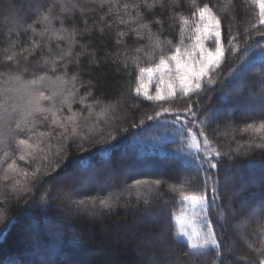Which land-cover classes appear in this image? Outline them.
Segmentation results:
<instances>
[{"label": "trees", "instance_id": "16d2710c", "mask_svg": "<svg viewBox=\"0 0 264 264\" xmlns=\"http://www.w3.org/2000/svg\"><path fill=\"white\" fill-rule=\"evenodd\" d=\"M149 3L152 0H148ZM215 3L216 0H211ZM128 4V12L125 14L124 4ZM237 9L229 16L222 19L223 25L231 24L234 34H238L237 41L239 50L235 53L226 52V58L221 67L217 70L216 83L208 88L205 84V92L198 98L193 96L191 102L193 109L197 112L200 120L208 119L210 124L206 131L222 152H228L229 147H237L232 141L233 134L242 143L248 139V134L240 135L233 132V129L243 127L247 119L246 113L238 111V104L244 108L259 102L264 95V56L259 48H253L247 54V62L241 56L246 41L251 42L244 35L245 29L250 28L253 16L258 14V7L251 4L250 0H235ZM133 4H140L138 11L143 13V21L150 23L157 18L162 19L164 30L161 39L171 40L173 45L180 42L179 24L169 19V14L159 5L149 10L143 6V0H106L104 7L100 8V0H0V61L3 60L5 49L12 41L16 43V52L22 48L31 50L32 41L41 45L35 55L28 56L27 52L19 55L17 59L24 65V56H28V72L25 78H30L33 71L43 74L48 71L49 66L44 65V59L49 61L71 51V56L64 57L60 62L56 73H49L57 76L63 72V65L67 66L68 83L63 85L64 95L68 92L74 93L69 97L73 112L82 113L78 120L80 127L78 132L90 131L92 125L97 121V114L101 108L107 109L106 115L100 119L96 132L103 130L107 143H98L99 137L86 142L84 147L87 152H81L71 143L68 151V165L65 176L76 171V159L80 156L87 157L85 166L88 164L93 168L97 182L105 183L110 176V186L102 189H82L79 184L71 189L62 192H55V182L43 185L49 190L45 194L43 190L37 192L33 189V197L27 203L21 198L17 200L16 194L12 193L11 184L13 181L0 179V214L4 216L0 220V264H148L151 258L157 259V264H163L164 258L168 255L169 249L174 250V256L182 261V264H213V255L206 258L187 259L184 257L182 247L175 244H168L162 250L158 244L153 243L160 231L167 226L165 215L158 218L147 217L144 214V200L148 199L153 209H164L167 203L169 210H179L177 195L171 193L167 184L157 187L148 185L133 187L136 180L152 181L162 179L173 183L178 177L188 176L196 184L198 175L191 163L192 150L186 147L183 138L178 133V125L169 121L172 117L168 114L162 115L157 120H148L162 107L183 110L190 102L188 98H176L171 101L151 102L137 97L133 93L135 87V73L133 79H128L127 73L122 65L113 60L122 61L125 51L124 45L117 46V29L124 31V41L127 45L128 54H134V49L139 46H148L147 39L138 40L134 32L129 31L135 24L129 22L127 25H119V18L129 20L136 14ZM54 5L52 9V28L67 29V32L59 33L65 38L58 40L52 33H46L43 37L40 32L45 25L41 22L39 13L44 11L42 6ZM84 7V12L79 7ZM119 6V11L118 7ZM95 9L89 11L88 9ZM111 8V13L108 9ZM178 11L189 15L188 0H184L183 6ZM104 17L105 22H111V28H105L101 33L100 18ZM85 20L87 23L85 24ZM152 32L159 31V25H151ZM35 29V32L32 29ZM75 29V41L69 37V33ZM87 29V30H86ZM255 40L261 38L255 36L254 32L248 34ZM51 49V51H49ZM175 49L165 46V52H174ZM83 53V54H81ZM121 53V55H117ZM94 54V56H93ZM159 53H157V56ZM70 61V62H68ZM141 64L147 66L145 59ZM241 66L250 70L240 83L243 87H228L231 73ZM7 67L0 64V72L6 71ZM129 70L131 62L129 61ZM77 76L73 84L71 77ZM87 96L84 103L81 98ZM62 98V97H61ZM199 99V104L195 101ZM95 101H99L96 104ZM60 100H57L59 106ZM91 104L93 112L89 117L85 105ZM241 106V107H242ZM248 106V107H249ZM246 109V108H245ZM65 105L63 115H69ZM61 114L58 113V116ZM37 119H41L37 117ZM49 121L37 124L38 132H48ZM144 120V124L140 121ZM250 122V121H248ZM133 125H138L133 127ZM194 131H198L193 129ZM61 129L52 127V134ZM109 134L115 139H109ZM35 141H33L34 143ZM53 144L57 143L52 139ZM14 147V145H13ZM44 147V144H41ZM15 155H18L16 153ZM2 156V152H0ZM223 164L219 166V177L221 178L223 197V175L226 169L232 166L242 167L245 176L252 175L243 181V190L238 187L235 181L228 184V189L237 188V198L233 208L237 211L241 207V201L247 198L252 202L255 214L259 215V207L264 192L261 191V181L264 178V169L261 163L264 162V152L259 150L249 152L248 155L236 156L234 153L229 157H223ZM10 162V161H9ZM250 162V163H249ZM21 168L29 172L36 166L35 162L25 164L24 161H17ZM109 163L111 170L107 171L105 166ZM128 172L124 175V172ZM82 172L80 175H84ZM55 175V173H52ZM239 178V177H238ZM16 179L23 184L31 177L17 175ZM49 179V177H44ZM78 183L77 181H75ZM71 194L72 200L81 199L84 196H97L100 198L111 196L119 197V202L111 211L97 210L95 214L87 211H78L74 205L64 199V194ZM43 197V200L41 199ZM34 199V203L32 202ZM29 205H31L29 207ZM64 213L63 218L55 215ZM227 215V214H226ZM46 224L55 230L57 236L50 235L45 231ZM37 231L31 233L32 228ZM260 224L249 221L246 215H227V223H220L216 231L221 233V239L225 242V253L228 256L226 264H248V257L254 256L248 244L259 245ZM29 229V230H28ZM31 230V231H30ZM39 244L41 248H39ZM44 247V248H43ZM54 249V257L44 260L43 249ZM231 248L232 251L230 250ZM40 252V253H39Z\"/></svg>", "mask_w": 264, "mask_h": 264}, {"label": "snow or ice", "instance_id": "6c2138e0", "mask_svg": "<svg viewBox=\"0 0 264 264\" xmlns=\"http://www.w3.org/2000/svg\"><path fill=\"white\" fill-rule=\"evenodd\" d=\"M95 2V0H92ZM106 0H100V8L104 7ZM184 0H143V6L149 10L155 9L159 5L169 14L170 20H175L179 24L180 42L173 45L171 40L161 39L164 30L163 21L160 18L145 23L143 21V13L138 11L140 4H133V9L137 10L134 17L129 20L119 18V25H127L129 22L135 24V27L129 31L134 32L138 40L147 39L148 46H139L134 49V54L129 55L127 45L124 41L126 33L119 28L117 29L116 45H124V59L122 61L113 60V63L119 62L128 79L131 81L135 73V87L133 93L137 97H142L147 101L161 102L171 101L176 98H188L189 103L181 111L169 107H162L160 111H156L153 116H148V120H157L162 115L168 114L172 117L169 121L173 125H178V133L191 153V163L189 167H194L197 172L198 179L193 184L192 178L181 176L173 183H168L162 179L152 181L136 180L133 187L139 188L143 185L151 187H159L167 184L171 193L177 195V204L179 210H169L167 203L164 209H153L148 199L144 200V214L147 217L158 218L159 215H165L167 218V226L162 229L153 241L163 250L168 244L179 245L184 251V257L187 259L200 260L206 258L210 254L214 256L213 264H226L228 256L225 253V242L220 238L221 233L216 231V226L220 223H227V215H246L249 221L260 224V240L259 245L254 246L249 243L247 246L254 256L248 257V264H264V199L259 207V215L255 214L254 205L247 198L242 199L241 207L237 211L233 208V204L237 198V188L228 189V184L235 181L238 187L243 190V181L248 179L252 173L245 176L242 167L232 166L224 171L223 179V197L221 178L219 177V166L223 164V157L231 158L234 153L236 156L248 155L249 152L259 150L264 152V95L258 103L250 105L251 111L246 110L247 119L243 127L233 129L240 135L248 134V139L243 143L233 134L231 139L235 141L237 147L232 149L229 147L228 152H222L220 147L210 139L206 129L210 124L208 119L200 120L197 112L193 109L191 98H197L205 92V84L211 89L216 83L219 73L217 70L221 67L226 58V52L235 53L239 50L237 41L238 34L232 31V25H223L222 19L231 15L236 9L235 0H188L189 15H184L182 8ZM251 4L258 7V14L253 16L250 28L245 29L244 35L251 42L245 43L241 56L247 62V54L253 48H259L260 53L264 56V0H250ZM44 11L39 13L41 22L45 25L40 32L43 37L46 33L51 32L52 36L58 40L65 37L59 33L68 30L61 27L60 29L52 28V9L54 5L42 6ZM118 11H119V6ZM128 4L123 5L125 14L128 12ZM95 11V9H88ZM79 11L84 12V7L80 6ZM112 9H108L111 13ZM87 21L85 20V24ZM100 23L104 26L100 28L101 33L105 28H111V22H105L104 17L100 18ZM159 25V31L152 32L151 25ZM189 29L187 39L190 41L188 45L184 44L185 30ZM87 30V29H86ZM32 31L35 32L33 28ZM249 32H254L255 36L260 40H255L249 36ZM76 32L73 29L69 33V37L75 41ZM165 46L175 49L174 52L166 53ZM41 45L36 41H32L31 50L25 47L16 52V43L12 41L8 48L5 49V55L0 64L7 67L6 71L0 72V179L4 181H13L11 184L12 193L16 194L17 200L23 199L25 203L32 199L34 193L43 190L45 194H49L48 189H44L43 185L52 182L72 183L75 182L82 172L91 167L90 164L85 166L87 157L80 156L76 159V171L69 176H65L68 165V151L71 143H75L77 149L81 152H87L84 147L86 142H90L95 137H99L98 143H107V139L103 135V130L96 132L99 121L107 112V109L101 108L97 114V121L92 125L90 131L80 132L78 120L82 113L73 112L69 97L74 93L68 92L64 95L63 85L68 83L67 66L63 65L61 75L53 76L49 73H56L60 62L64 61V57L71 56V51L49 61L44 59V65L49 66L48 71L43 74L33 71L30 78H25L28 72V56L35 55L36 50ZM183 47V50H182ZM51 51V49H49ZM24 52L28 56H24V65L21 67V61L17 59ZM157 53L159 55L157 56ZM83 54V53H81ZM121 55V53H117ZM94 56V54H93ZM141 59H145L147 66L141 64ZM129 61L131 62V70H129ZM70 62V61H68ZM250 66L247 68L241 66L234 69L231 73V79L228 81V87H243L240 81L243 80ZM77 80V76L73 75L71 81L73 84ZM147 81V82H146ZM155 83V94H149L148 86ZM89 92L85 97L81 98V103L91 96ZM62 97V98H61ZM60 100L57 106V100ZM199 99L195 101L199 104ZM99 104V101H95ZM67 106L69 115H63V108ZM88 110L89 117L93 112L91 104L85 105ZM58 113L61 115L58 116ZM40 117L41 119H37ZM48 132H38L37 124L49 121ZM250 121V122H248ZM144 124V120L140 121ZM61 129L60 132L52 134V127ZM138 125H133L137 127ZM196 129L198 131H194ZM109 139H115L109 134ZM52 139H56L57 143L53 144ZM33 141H35L33 143ZM71 142V143H70ZM44 144V147H41ZM14 145V147H13ZM18 153V155H15ZM24 161L25 164L35 162L36 166L29 172L26 168H21L17 161ZM10 161V162H9ZM250 163V162H249ZM264 169V162L261 163ZM55 173V175H52ZM17 175L31 177L22 184L16 179ZM49 179H44V177ZM239 177V178H238ZM261 191L264 192V178L261 181ZM43 200V197L41 198ZM64 199L68 200L78 211H87L95 214L99 210L111 211L117 206L119 197H97L84 196L81 199L72 200L71 194L65 193ZM35 202L34 199L32 201ZM31 205H29L30 207ZM227 214V215H226ZM4 216L0 214V220ZM148 264H157L156 258H151ZM163 264H182V261L174 256V250L169 249L168 255L164 258Z\"/></svg>", "mask_w": 264, "mask_h": 264}, {"label": "rangeland", "instance_id": "374dc122", "mask_svg": "<svg viewBox=\"0 0 264 264\" xmlns=\"http://www.w3.org/2000/svg\"><path fill=\"white\" fill-rule=\"evenodd\" d=\"M188 32H189V29H186L185 30V40H184L185 45H188L190 43V41L187 39ZM182 50H183V47H182ZM148 92H149V94H152V95L155 94V83H152L151 85L148 86ZM242 105L244 106L246 104L243 103V104L237 105L238 111H240V112L242 111L243 113H246V110L251 111L250 107H248L249 105L245 106L246 109ZM105 168L107 171L111 170L109 163H107ZM93 170H94L93 168H91V169L88 168V170L83 173L84 175H80L79 178L76 180L78 183H76V182H72V183L55 182V187L52 188V190H54L55 192H62L64 190L71 189L75 185L79 184L80 188L76 192V194H78L80 191H82V189L84 190V189H91V188H94V189L107 188V186L111 185L110 179L111 180H112V178L115 179V176H110V179L105 180V183L97 182V178L95 177V175H93L94 174ZM127 173L128 172L125 171L124 175H126ZM67 176H69V175H67ZM63 215H64V213L61 212L60 214L58 213L55 216L57 218H63L64 217ZM45 228H46L45 231L48 232L50 235H53L56 238H58V237L60 238V236L56 235L57 232L54 229L52 230L48 224H46ZM31 230H30L31 233H34V231L35 232L37 231V228L33 227ZM59 241H60V239H59ZM232 249L233 248H231L230 250L232 251ZM43 253L45 254V256H43V257L39 256L38 259L44 260V258L46 256L51 259L52 256L54 257L55 252H54L53 248H50V249H43Z\"/></svg>", "mask_w": 264, "mask_h": 264}, {"label": "bare ground", "instance_id": "6f19581e", "mask_svg": "<svg viewBox=\"0 0 264 264\" xmlns=\"http://www.w3.org/2000/svg\"><path fill=\"white\" fill-rule=\"evenodd\" d=\"M60 240H61V238H60ZM39 248H41V245L39 244V246H38ZM44 248V247H43ZM40 253V252H39Z\"/></svg>", "mask_w": 264, "mask_h": 264}]
</instances>
